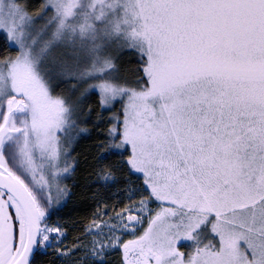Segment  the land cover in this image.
Instances as JSON below:
<instances>
[{"label": "snow or ice", "instance_id": "obj_1", "mask_svg": "<svg viewBox=\"0 0 264 264\" xmlns=\"http://www.w3.org/2000/svg\"><path fill=\"white\" fill-rule=\"evenodd\" d=\"M0 264H264V0H0Z\"/></svg>", "mask_w": 264, "mask_h": 264}, {"label": "trees", "instance_id": "obj_2", "mask_svg": "<svg viewBox=\"0 0 264 264\" xmlns=\"http://www.w3.org/2000/svg\"><path fill=\"white\" fill-rule=\"evenodd\" d=\"M69 239L71 240V239H72V237L70 236V237H69Z\"/></svg>", "mask_w": 264, "mask_h": 264}]
</instances>
